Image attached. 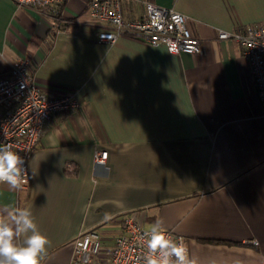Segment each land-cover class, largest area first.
Wrapping results in <instances>:
<instances>
[{"label":"crops","instance_id":"crops-1","mask_svg":"<svg viewBox=\"0 0 264 264\" xmlns=\"http://www.w3.org/2000/svg\"><path fill=\"white\" fill-rule=\"evenodd\" d=\"M145 2L186 16L204 50L171 53L119 36L87 0H62L54 31L35 9L0 0V75L23 57L48 96L72 94L27 162L28 185L0 183V212L30 208L51 241L43 264H67L73 239L95 230L103 249L128 213L162 220L196 264H264V109L238 43L219 31L264 24V0H120L125 19ZM96 150L107 151L96 163Z\"/></svg>","mask_w":264,"mask_h":264},{"label":"built area","instance_id":"built-area-1","mask_svg":"<svg viewBox=\"0 0 264 264\" xmlns=\"http://www.w3.org/2000/svg\"><path fill=\"white\" fill-rule=\"evenodd\" d=\"M15 1L18 6L35 9L49 19L54 31L63 29L66 20L59 8L62 0ZM87 10L94 21L107 26L98 32V42L112 43L119 36H127L149 45L163 44L171 53L204 54L200 41L187 28L186 16L172 8L145 2L141 16L131 19L124 18L120 0H87ZM218 38L238 43L264 109V24L241 25L231 32L219 31ZM78 105L72 94L48 96L36 83L26 58L13 60L7 72L0 75V144L11 145L25 160L26 174L20 188L28 185L27 162L51 115L76 109ZM106 157L107 151H94V162L103 163ZM165 229L171 239L188 249L182 235ZM148 230L136 213H128L123 218L121 233L107 249L102 248L95 230L81 231L73 239L72 256L67 264H143L146 244L141 237Z\"/></svg>","mask_w":264,"mask_h":264},{"label":"clouds","instance_id":"clouds-1","mask_svg":"<svg viewBox=\"0 0 264 264\" xmlns=\"http://www.w3.org/2000/svg\"><path fill=\"white\" fill-rule=\"evenodd\" d=\"M24 165V158L11 145L0 144V183L20 188L26 174ZM141 239L146 244L143 264H196L187 247L168 236L162 220H157ZM50 246L30 208L0 212V264H43Z\"/></svg>","mask_w":264,"mask_h":264}]
</instances>
